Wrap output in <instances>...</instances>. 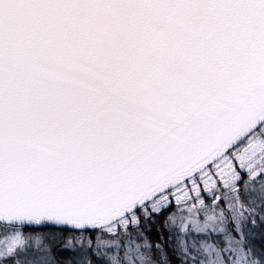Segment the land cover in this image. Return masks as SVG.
<instances>
[{"label": "snow or ice", "instance_id": "6c2138e0", "mask_svg": "<svg viewBox=\"0 0 264 264\" xmlns=\"http://www.w3.org/2000/svg\"><path fill=\"white\" fill-rule=\"evenodd\" d=\"M0 264H264V0H0Z\"/></svg>", "mask_w": 264, "mask_h": 264}]
</instances>
